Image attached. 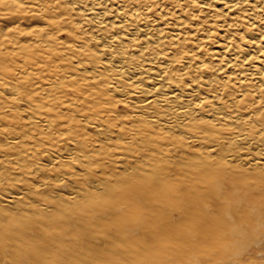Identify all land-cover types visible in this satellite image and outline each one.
I'll return each instance as SVG.
<instances>
[{
	"label": "bare ground",
	"instance_id": "1",
	"mask_svg": "<svg viewBox=\"0 0 264 264\" xmlns=\"http://www.w3.org/2000/svg\"><path fill=\"white\" fill-rule=\"evenodd\" d=\"M0 19V264L263 255L264 0H0Z\"/></svg>",
	"mask_w": 264,
	"mask_h": 264
},
{
	"label": "rangeland",
	"instance_id": "2",
	"mask_svg": "<svg viewBox=\"0 0 264 264\" xmlns=\"http://www.w3.org/2000/svg\"><path fill=\"white\" fill-rule=\"evenodd\" d=\"M13 1H15V3H17L19 0H13ZM20 1H23V0H20ZM196 9H197V7H196ZM209 10H210V8H203L202 10H199L197 12V16L194 17L193 19H195V20H202L203 19L202 18V15H205ZM196 11L197 10H194L195 13H196ZM24 16H26V17H23L22 27H24V28H23L22 33H19V34L15 33L14 34L15 35L14 37H16L19 40L26 39V35H25V32L24 31H26L27 29H29L30 25H32L33 23H35L34 17H32L31 14H29V17L26 14ZM10 23H11V20L0 19V33L1 34L6 33V31H7L8 26H9ZM204 23L205 24H208V22H204ZM209 26H210V24H208L207 27H209ZM219 31H220V29H217L216 30V32H219ZM58 35L61 38H64L65 37V32L61 31V32L58 33ZM119 108H122V106H119ZM248 262L250 264H264V253H263V255H257L256 257H252V258L250 257L248 259ZM165 263L167 264L168 263V260H166ZM195 263H196V261H195V255L192 254L190 256L189 255L184 256L183 261H182L181 264H195Z\"/></svg>",
	"mask_w": 264,
	"mask_h": 264
}]
</instances>
